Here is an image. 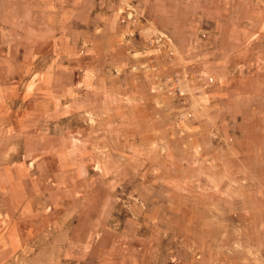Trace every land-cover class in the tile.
Listing matches in <instances>:
<instances>
[{"label":"rangeland","instance_id":"374dc122","mask_svg":"<svg viewBox=\"0 0 264 264\" xmlns=\"http://www.w3.org/2000/svg\"><path fill=\"white\" fill-rule=\"evenodd\" d=\"M0 264H264V0H0Z\"/></svg>","mask_w":264,"mask_h":264},{"label":"crops","instance_id":"0c3cea01","mask_svg":"<svg viewBox=\"0 0 264 264\" xmlns=\"http://www.w3.org/2000/svg\"><path fill=\"white\" fill-rule=\"evenodd\" d=\"M3 246L2 242L0 243V248Z\"/></svg>","mask_w":264,"mask_h":264}]
</instances>
